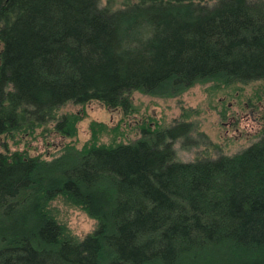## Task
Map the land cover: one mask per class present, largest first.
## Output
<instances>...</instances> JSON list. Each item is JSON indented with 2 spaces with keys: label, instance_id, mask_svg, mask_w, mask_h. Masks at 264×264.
Masks as SVG:
<instances>
[{
  "label": "trees",
  "instance_id": "1",
  "mask_svg": "<svg viewBox=\"0 0 264 264\" xmlns=\"http://www.w3.org/2000/svg\"><path fill=\"white\" fill-rule=\"evenodd\" d=\"M256 82L264 0H0V264H264V139L191 163L170 142L187 130L160 127L103 144L92 124L51 160L7 146L39 129L75 138L80 118L58 115L68 103L129 115L134 92ZM58 199L93 233L73 237Z\"/></svg>",
  "mask_w": 264,
  "mask_h": 264
},
{
  "label": "rangeland",
  "instance_id": "2",
  "mask_svg": "<svg viewBox=\"0 0 264 264\" xmlns=\"http://www.w3.org/2000/svg\"><path fill=\"white\" fill-rule=\"evenodd\" d=\"M104 4L105 0H101V5ZM130 99L135 111L129 115L120 110H108L99 102L68 103L58 115L75 114L80 118L75 138L61 139L55 133H48L43 140L39 129L34 135L36 139L23 138L16 144L18 139L10 140L7 146L15 151L28 145L32 156L51 160L60 155L67 143L80 148L88 142L92 124L102 130L99 142L103 144L135 142L142 137L141 128L155 130L160 127L176 129V133L187 130L170 142L176 160L191 163L233 156L264 139V83L220 89L213 83L196 84L174 97H152L134 92ZM49 128L51 130L52 125ZM3 143L0 138V149ZM49 208L57 221L79 240L96 229L93 219L61 199L51 202Z\"/></svg>",
  "mask_w": 264,
  "mask_h": 264
}]
</instances>
